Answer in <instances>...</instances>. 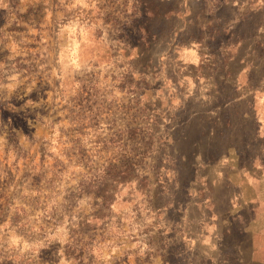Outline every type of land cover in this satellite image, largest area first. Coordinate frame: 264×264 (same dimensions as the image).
<instances>
[{"label":"clouds","instance_id":"1","mask_svg":"<svg viewBox=\"0 0 264 264\" xmlns=\"http://www.w3.org/2000/svg\"><path fill=\"white\" fill-rule=\"evenodd\" d=\"M0 264H264V0H0Z\"/></svg>","mask_w":264,"mask_h":264}]
</instances>
